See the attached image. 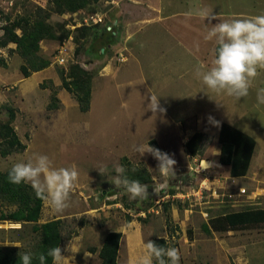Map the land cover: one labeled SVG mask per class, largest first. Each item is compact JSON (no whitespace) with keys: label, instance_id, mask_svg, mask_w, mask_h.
I'll use <instances>...</instances> for the list:
<instances>
[{"label":"rangeland","instance_id":"obj_1","mask_svg":"<svg viewBox=\"0 0 264 264\" xmlns=\"http://www.w3.org/2000/svg\"><path fill=\"white\" fill-rule=\"evenodd\" d=\"M137 1L140 2L99 0L95 6L59 15L50 12V0H0V27L7 20L33 19L41 9L48 12L46 22L56 33L55 39L39 43L37 53L50 65L30 73L28 78L21 74L20 67L25 62L16 52V45L0 47V126L7 121L8 108L13 109L16 114L13 127L25 145L20 153L0 155V171L9 170L14 163L26 161L33 154L47 155L56 167H77L79 179L69 207L56 213L43 202L39 220L40 224L53 219L63 221L60 248L69 264L100 262L97 253L104 237L109 232L122 233L134 226L142 229L145 242L164 238L169 247L177 249L183 231L188 232L189 239L194 235L212 238L214 247L219 248L215 251L217 264H224L223 260H227L226 264H264V227L218 233L215 238L208 237L203 230L198 234V229L211 218L246 208L264 209V105H258L256 99L257 90L264 87V70H258L249 95L237 100L208 90L195 76V65L200 64L192 58L196 45L199 49L202 42L207 46L213 42L204 39L210 25L199 15L201 10L215 15L216 20L212 21L215 24L264 13V0ZM92 13L104 14L105 25L78 29L70 26L75 19L79 22L81 15ZM40 15L44 17V13ZM167 17L178 19L184 24L183 30L190 31L180 37L183 38L180 45L174 47L177 41L161 24L149 22L132 38L136 57L127 65L125 31L117 33V27L129 20L126 22L132 23L136 30L148 20ZM173 26L171 22L164 25L168 30ZM106 27H110L112 36L103 34L98 38L96 35ZM67 42L71 57L61 66L55 56ZM119 54L123 61H119ZM72 64L80 65L92 75V98L87 113H80L76 101L61 87V75ZM170 71H177L178 77L183 78L172 81L167 75ZM124 72L123 76L129 77L126 81L122 79ZM150 90L160 98V108L168 111V117L164 111L148 110ZM53 94L60 101L59 108L48 110ZM216 120L231 123L255 140L246 176L231 178L224 167L216 164L219 149V126L216 131L213 128ZM197 131L205 137L200 153L192 157L185 144ZM151 140L175 160L174 175L162 176L152 155L141 156L135 150L134 146L141 144L150 146ZM204 157L209 158V163L203 162V167L200 160ZM117 165L148 172L151 179L146 184L148 199H130L122 186H115ZM241 189L245 193H240ZM14 209L0 199V213ZM37 242L32 224L0 221V247H16L31 253ZM207 242L200 240L199 249L208 247ZM127 245L123 239L118 264H128ZM91 249L96 253H90ZM189 250L185 255L187 264H211L206 261L204 249L199 251L198 259Z\"/></svg>","mask_w":264,"mask_h":264},{"label":"trees","instance_id":"obj_2","mask_svg":"<svg viewBox=\"0 0 264 264\" xmlns=\"http://www.w3.org/2000/svg\"><path fill=\"white\" fill-rule=\"evenodd\" d=\"M99 0H50V12L56 14L73 13L77 10H84L87 7L95 6ZM40 13H44L41 16ZM48 12L41 9L35 18L30 20L19 19L17 21L7 20L6 24L0 27V47H6L13 43L15 50L24 60L25 64L20 67L23 78H28L30 73L39 72L47 68L50 62L38 57L40 49L39 43L43 39L53 40L56 33L53 27L46 21L49 18ZM19 31V33H17ZM103 34L112 36L109 31L103 29L102 33L96 36L100 38ZM61 87L76 101L79 112L87 113L90 110L92 98V75L78 64L70 65L67 73L61 75ZM60 101L56 94L51 95L47 105L48 110L59 108ZM7 121L0 126V155L6 157L12 153H20L25 150V145L19 140L13 127L16 114L13 109L8 108ZM205 135L195 132L185 144V149L190 156L196 157L204 141ZM219 144V164L229 166L231 178H241L246 176L250 161L256 146L255 140L248 134L222 123L217 138ZM150 146L159 149L155 140L150 141ZM128 162V161H127ZM10 170V169H9ZM0 171V199L15 207L8 213H0V221L32 224V231L38 236V242L33 252L32 264H38L35 259L40 253H47L48 249L61 246V229L63 221L53 219L44 223H39L43 201L38 199L30 185L21 183L13 185L8 181V172ZM125 175L130 180H138L141 184L150 182V177L145 169L129 167ZM211 228L214 232H228L236 230H247L257 227H264V209L246 208L241 211L225 213L209 219L204 225L206 232ZM122 234L120 232H109L103 240L98 251L100 264H116ZM152 241L160 246L169 247L168 241L164 238H155ZM19 253L24 252L16 247H0V264H21ZM90 253H96L91 249ZM46 264H52L48 258ZM155 264V262H154Z\"/></svg>","mask_w":264,"mask_h":264},{"label":"clouds","instance_id":"obj_3","mask_svg":"<svg viewBox=\"0 0 264 264\" xmlns=\"http://www.w3.org/2000/svg\"><path fill=\"white\" fill-rule=\"evenodd\" d=\"M199 15L210 25L206 28L204 39L214 41L216 47L211 65L206 70L198 66L195 76L213 93H223L237 100L247 97L252 81L259 74L258 70L264 69V13L215 24L212 21L216 20V16L209 10H201ZM198 47L196 45L197 50ZM150 93L148 110L153 113L164 111L160 108V98L151 90ZM256 99L258 105H264V87L257 90ZM208 119L214 121L213 117ZM134 147L141 156L148 153L158 161L157 171L162 176L174 175L175 160L168 153L150 147L148 143ZM125 172L123 165L115 167V186H122L130 199H148V186L138 180H130ZM78 179L79 172L75 165L56 167L47 155L42 154H33L26 161L14 163L8 172L11 184L30 185L36 197L56 213L69 207ZM33 258L32 253H19L21 264H32ZM48 258H51L52 264H69V259L62 254L59 246L51 247L46 254L40 253L35 257L38 264H46ZM180 259L179 249L166 248L149 240L142 244V252L130 264H179Z\"/></svg>","mask_w":264,"mask_h":264},{"label":"crops","instance_id":"obj_4","mask_svg":"<svg viewBox=\"0 0 264 264\" xmlns=\"http://www.w3.org/2000/svg\"><path fill=\"white\" fill-rule=\"evenodd\" d=\"M132 1L133 2H140V1H137V0H132ZM126 21H129V20L123 21L121 23V26L117 27V33L120 32V31H122V30L125 31V35H124L125 36V40H124V42L126 43V47L128 49V53H129V60H128L127 65H129L130 60H133L136 57V50H135V47H134L135 44L132 43V41H131L132 38L136 36L137 32H141L142 31V28L145 25H147L149 22H151V23L155 22L154 24H159V25L161 24L162 27H163V29H166L168 32H170L171 34H173L174 39L177 41V44H175L174 47H176L177 45H180L179 43L182 42V40L184 38V35L187 36V34L190 32L188 30H187V32L183 30L184 24L182 22L180 23V21L178 19H173V18H168V17L167 18H158V19L148 20L147 23H145V24L144 23H141L140 27L137 28L136 30L134 29V26H132V23H127ZM168 22H171V23H173L175 25V26H173L174 28H171L172 30H168V28H165L164 27V25L167 24ZM203 25L206 26L207 24L204 23ZM124 31H123V33H124ZM192 31H193L194 34L196 33V30L195 29H193ZM196 36L198 38L200 37L199 34H197ZM180 37H183V38H180ZM215 47H216V45H215V42L214 41L211 43V45H208V46L206 44L204 45V43L202 42V48H199L198 50H196L195 52L192 53V56H193L192 58L197 63L200 64L199 65V68L200 69L206 70V68L211 65L212 57L214 56V48ZM175 57H178V56H175ZM167 65H169V64H167ZM169 66H171V65H169ZM195 67L197 68L198 65H195ZM127 68L129 69V67L126 66L125 69H127ZM196 68H194L193 70H195ZM177 74H179L177 71H174V72L173 71H170L169 73H167V75L170 77V79L172 81H177V80H180L181 78H183V76H180V78H179ZM123 75H126V72H124L122 74V79H123V81L128 80L129 77H124ZM92 90H93V87H92ZM61 102H62V100H61ZM164 112L166 113V116L168 117L169 116L168 111L166 109H164ZM179 117H182V115H180ZM215 122H218V124L215 123ZM215 122H213L214 131H216V129H217L218 126H219L218 129H220L221 124L222 123H225V122H223L221 120H216ZM226 124H228V125L236 128V126H233L231 123L230 124L229 123H226ZM201 133H203V132H201ZM218 134H219V131H218ZM192 135L190 137H192ZM217 138H218V136H217ZM217 144H218V141H217ZM255 148H256V146H255ZM254 152H255V149H254ZM254 152H253V155H254ZM253 155H252L250 164L252 162ZM208 159L209 158L204 157L203 160H200V163H203L204 162L205 164H207V163H209V160ZM216 159H217L216 164H218L222 168L224 167L223 169L224 170H227V172L229 174V171H230L229 166L221 165L218 162V160H219V149H218V153L216 155ZM204 163L202 165L203 167L205 165ZM249 168H250V165H249ZM249 168H248V171H249ZM248 171H247V173H248ZM257 228H253V229H257ZM208 229L210 230L209 233L206 232V229L203 226L201 229L200 228L198 229L199 230L198 231L199 232L198 234H201L200 231L203 230V232L208 237L215 238L217 236L216 234H218V233L235 232V231L214 232V231L211 230V228L208 227ZM248 230H251V229L239 230V231L244 232V231H248ZM236 231H238V230H236ZM187 233L188 232H184V231L181 232V238L179 239L178 249L180 251L181 263L182 264H187V260H186L185 255H188V253L190 251L189 248H191L192 257H194L195 259H198L197 255L199 254V251L201 249H204L206 251L204 253L205 256L207 257L206 261L209 262V263H211V264H217L218 261L216 260L215 251L216 250H219V248L218 247H214V243L212 242V238L208 240L207 237L204 238L203 236L202 237L201 236L199 237V236H195L194 235L192 239H189L187 237V235H186ZM121 234H122V237H121V241H120V246H119V251H118V258H117V263L116 264H118V261H119L120 248H121L122 240L123 239H125L127 241V244H128L127 245V248H128L127 249V256H128L127 257V263L130 264V261L133 260L137 256V253H139V251L142 252V244L145 242V240H144L145 238L143 237L142 229L140 227H138V226L131 227L129 230H127L125 232H122ZM200 240H207L208 242H207L206 246H208V247H204L203 246V247H201V249H199L198 245H199V241ZM204 250H203V252H204ZM97 255H98V253H97ZM222 263L226 264L227 263V260H223ZM96 264H100L99 260L96 261Z\"/></svg>","mask_w":264,"mask_h":264},{"label":"built area","instance_id":"obj_5","mask_svg":"<svg viewBox=\"0 0 264 264\" xmlns=\"http://www.w3.org/2000/svg\"><path fill=\"white\" fill-rule=\"evenodd\" d=\"M105 15L102 13H92L87 15H81L79 17V22H77V19L74 20V24H71V27H74V29H78L80 27H86V28H92L97 26H104L105 25ZM107 31H110V27H106ZM70 42L63 43L56 52V62L58 65L64 66L66 65L70 60V54L71 51L69 49ZM119 61H123L122 54H119ZM240 193H245L244 189L240 190Z\"/></svg>","mask_w":264,"mask_h":264}]
</instances>
